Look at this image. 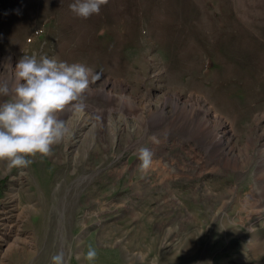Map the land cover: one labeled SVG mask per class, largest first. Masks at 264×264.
Instances as JSON below:
<instances>
[{"label":"rangeland","instance_id":"1","mask_svg":"<svg viewBox=\"0 0 264 264\" xmlns=\"http://www.w3.org/2000/svg\"><path fill=\"white\" fill-rule=\"evenodd\" d=\"M74 2L0 0V81L34 54L98 77L50 156L0 162V255L31 206L27 264H264V0H108L87 19Z\"/></svg>","mask_w":264,"mask_h":264},{"label":"clouds","instance_id":"2","mask_svg":"<svg viewBox=\"0 0 264 264\" xmlns=\"http://www.w3.org/2000/svg\"><path fill=\"white\" fill-rule=\"evenodd\" d=\"M108 0H75L69 5L78 17L99 14ZM92 69L78 62L58 61L41 55H23L15 65L12 78L0 81V162L3 174L13 168H27L37 153L50 156L69 129L60 114L66 109L82 111L84 93L97 79ZM156 143V138L152 137ZM154 153L138 149L141 171H147ZM97 252L89 248L84 259L93 261ZM79 259V256L77 257ZM52 264H65L63 252L51 257Z\"/></svg>","mask_w":264,"mask_h":264},{"label":"bare ground","instance_id":"3","mask_svg":"<svg viewBox=\"0 0 264 264\" xmlns=\"http://www.w3.org/2000/svg\"><path fill=\"white\" fill-rule=\"evenodd\" d=\"M79 117V116H78ZM77 118V117H76ZM124 122H126V119H123ZM83 123H80L78 122L77 123V127L79 129H81L83 127ZM79 132V131H77ZM81 133V132H79ZM47 177V176H46ZM17 178V177H16ZM37 178V177H36ZM47 182V180H45ZM35 182V181H34ZM45 182V183H46ZM40 184V183H39ZM53 184V183H52ZM44 185V184H43ZM42 185V186H43ZM36 186V185H35ZM41 187V186H40ZM60 187V186H58ZM61 188V187H60ZM40 189V188H39ZM62 190V189H61ZM52 192V191H51ZM56 192V191H55ZM54 192V193H55ZM39 193V192H38ZM49 193V192H48ZM53 193V192H52ZM51 193V194H52ZM40 195V194H39ZM56 195V194H55ZM42 196V194H41ZM50 196V195H49ZM64 196V194H63ZM40 197V196H38ZM52 197V196H51ZM46 198V197H45ZM56 198V197H55ZM64 198V197H63ZM59 200V198H58ZM28 201V200H27ZM62 202V201H61ZM53 203V202H52ZM57 203V202H56ZM59 203V202H58ZM24 204V203H23ZM31 204V203H30ZM50 204V203H49ZM60 204V203H59ZM33 205V204H32ZM42 205V203H41ZM40 205V206H41ZM56 205V204H55ZM62 205V204H61ZM60 205V206H61ZM65 205V204H64ZM18 206V205H17ZM37 206V205H36ZM48 204L46 203V206L44 205V216H45V210L47 208ZM57 206V205H56ZM16 207V206H15ZM39 208V207H37ZM50 208V207H49ZM66 208V207H65ZM64 208V209H65ZM62 209V208H61ZM67 209V208H66ZM30 210H31V206H25V207H16L15 208V212L13 213V216H15L16 218L13 219L14 221H9L7 223V226H6V235L5 237L3 238L6 243L8 244L7 248L6 249V252L2 255H0V264H7V263H4V257L5 256H8V254L10 255V261L12 262V264H27V261L32 257V254H33V251L35 249V246L34 244L37 243V239L36 237L34 236V234H30L28 232H21V220L24 221V217H28L30 215ZM51 210V209H50ZM57 210V209H56ZM49 211V210H48ZM62 211V210H61ZM43 212V211H42ZM63 212V211H62ZM68 212V211H66ZM47 214V212H46ZM65 214V213H64ZM12 216V215H11ZM47 215L45 217H43L42 221L45 222V221H48L47 220ZM55 217V216H54ZM32 219V217H29V219ZM39 218V217H38ZM37 218V219H38ZM56 218V217H55ZM65 218V217H64ZM60 219V218H59ZM68 219V218H67ZM66 220V219H65ZM55 222V221H54ZM64 222V221H63ZM67 223V222H66ZM27 225V223H26ZM29 225V224H28ZM33 225V224H32ZM41 226L38 225V227ZM23 229V228H22ZM38 229V228H37ZM28 230V229H27ZM25 231V229H24ZM36 231V229H35ZM34 232V231H33ZM41 232V231H40ZM39 233V232H38ZM5 234V233H3ZM52 234V233H51ZM43 235V234H42ZM45 235V234H44ZM41 236V235H40ZM38 238V237H37ZM44 238V237H43ZM40 239V238H39ZM48 239V237H47ZM50 239V238H49ZM39 241V240H38ZM42 244V243H41ZM109 257V256H107ZM105 258V256H104ZM103 259V258H102ZM104 260V259H103ZM102 260V261H103ZM6 261V260H5ZM98 261V260H97ZM11 264V263H10ZM38 264V263H37ZM101 264V263H100Z\"/></svg>","mask_w":264,"mask_h":264}]
</instances>
